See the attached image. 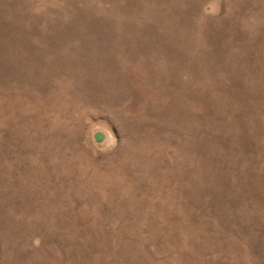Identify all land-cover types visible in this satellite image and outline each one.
Here are the masks:
<instances>
[{
    "label": "rangeland",
    "instance_id": "rangeland-1",
    "mask_svg": "<svg viewBox=\"0 0 264 264\" xmlns=\"http://www.w3.org/2000/svg\"><path fill=\"white\" fill-rule=\"evenodd\" d=\"M0 264H264V0H0Z\"/></svg>",
    "mask_w": 264,
    "mask_h": 264
}]
</instances>
